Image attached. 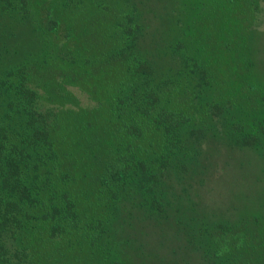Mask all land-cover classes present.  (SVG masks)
<instances>
[{
    "label": "trees",
    "instance_id": "obj_1",
    "mask_svg": "<svg viewBox=\"0 0 264 264\" xmlns=\"http://www.w3.org/2000/svg\"><path fill=\"white\" fill-rule=\"evenodd\" d=\"M85 1L42 0L40 4V0H0V264H47L58 258L47 253L56 249L54 243L62 248L67 245L60 250L63 254L57 253L60 258L55 263L63 255L66 258L67 251L80 252L85 246L93 255L99 251L106 259L108 248L103 238L114 234L108 218L116 214L109 212H115L129 191L137 193V204L147 206L149 212H167L168 204L162 203L163 191L158 188L161 177L166 171H191L198 149L193 144L206 132L194 122L187 124L191 118L187 110L166 107L165 101H200L212 114L204 124L212 122L208 125L213 135L225 133L233 146L264 148L262 89L245 79V85L219 92L225 86L217 78L223 68L222 56L211 58L203 44L197 45L203 36L191 27L180 31L168 46L150 50L143 40L145 26L137 20L140 9L127 4L128 10L119 14L108 6L117 14L109 20L112 25L106 28L107 37H88L86 45L94 52L79 54L78 49L72 51L63 44L71 33L60 31L57 12L79 11L78 5ZM219 1L225 10L220 14L226 18L233 8L245 6L237 0ZM182 12L177 10L180 16ZM230 20L241 24L240 13ZM21 26V36L32 33L37 42L49 48L43 46L39 53L28 51L23 57L17 47L23 43L13 42ZM251 33L246 30L245 41ZM228 48L232 64L235 61L230 72L241 76L237 70L241 64L235 56L238 51ZM243 49L250 50L245 44ZM163 61L167 68L161 66ZM50 73L54 74L51 81L78 82L81 77L84 81L93 77L89 95L95 101H111L112 123L109 132L105 130L107 136L91 122H84L90 127L87 131L86 127L78 131L71 122L65 126L58 113L34 103L43 101L38 83ZM228 78L223 77L224 83ZM211 116H216L221 131L214 129ZM122 131H126L122 133L126 142L119 140ZM150 134L157 135L160 144L152 153L141 148L144 140L139 139ZM103 206L111 209L106 211ZM254 216L248 220L253 218L251 232L261 231V244L264 232ZM223 223L217 225L229 236L218 233L213 237L214 242L229 245V250L219 247L216 251L224 255L220 261L264 264L263 251L255 254L257 263L243 254L245 240L238 238L241 224L232 231ZM109 248L115 252L113 245Z\"/></svg>",
    "mask_w": 264,
    "mask_h": 264
},
{
    "label": "rangeland",
    "instance_id": "obj_2",
    "mask_svg": "<svg viewBox=\"0 0 264 264\" xmlns=\"http://www.w3.org/2000/svg\"><path fill=\"white\" fill-rule=\"evenodd\" d=\"M237 1L247 7L230 9L228 18L220 14L225 10L219 4V0H86L85 3L78 5L79 11L70 8L59 10L57 13L61 20L60 31L71 33V38L65 40L63 44L66 43L72 51L78 49L79 54L94 52L91 45H86L90 41L88 40L90 36L95 35L97 38L104 36L106 28L112 25L109 20L116 18L117 13L113 15L111 11L118 10L120 14L128 10L127 4L129 7L135 5L140 9L137 20L145 26L142 31L143 40L150 50H155L157 46H168L176 41V35L180 31L192 27L197 35L203 36L202 40L198 39L197 45L203 44L211 58L216 55L222 56L223 68L217 74V78L218 82L225 86L219 92L225 93L236 85H245L246 80L251 79L256 88L262 89L260 96L262 97L264 0H251L252 5L245 0ZM178 9L184 11L181 16L177 14ZM100 12L105 14H98ZM236 13L241 15V24H233L230 20ZM165 14L168 17H165ZM245 27L246 30H252L246 41L243 37ZM19 32V36H16L13 42L15 45L18 41L23 43L17 46L23 57L28 51L39 53L44 50L43 46L49 48V45L37 42L32 33L21 36L23 26ZM227 44L238 51L235 56L241 64L237 65L241 76L234 70L231 71L232 74L230 72L235 61L232 64ZM244 44L250 50L244 51ZM162 64V67L167 68L166 61ZM242 74L245 78H242ZM227 75L230 78L224 83L223 77L226 78ZM53 76L54 74L50 73L46 80L39 81L38 90L43 101L34 103L58 113L65 126L71 122V126L78 131L83 130V127H86L87 131L90 127L84 122H91L99 125L98 130L103 132L101 133L103 136H107L105 130L109 132L112 123L109 109L111 101H95L89 95L88 92H92L90 89H93L91 88L93 77L87 81L81 77L78 79L81 81L76 80L75 83L55 77V80L51 81ZM255 102L258 104V101ZM164 105L187 110V115L191 117L187 124L194 122V126L202 127L206 132L205 137L193 144L194 149H198L195 161L191 164L193 166L191 171L185 174L166 171L161 177L158 188L163 191L162 203L168 204L167 212L162 211L159 214L149 212L147 206L141 207L137 204L139 197L137 193L129 191L121 197L115 212H109L116 214L108 218H111L108 226L114 234L110 233L111 236L108 238L105 234L103 238L108 248L106 259L103 260L104 254L99 251L93 255L91 253L93 250L85 246L80 252L78 249L67 251L66 258L63 255L55 263V259L60 258L57 253L63 254L60 250H65L67 245L62 248L58 247V243H54L56 249L48 250L47 253L58 258H51L47 264H106L110 261L127 264H227L220 261L224 255L216 251L219 247H226L229 250V245L224 243V247L220 240L218 243L213 240L218 233L224 234L225 237L229 236L217 225L224 224L223 222H227L232 231L236 229V224H241L242 230L238 238L245 240L243 254L253 263H257L255 254L264 252V242L261 244L259 242L262 239L260 230L251 232L250 223L253 218L248 220V217L255 215L254 217L259 219V229L262 228L264 232V148L233 146L225 133L213 135L214 131L209 130L208 125L212 122L204 124L209 114H212L200 104V101H165ZM212 121L216 123V116L212 117ZM117 124L118 121L115 122V125ZM218 126L220 125L216 123L214 129L221 131ZM123 132L125 135L126 131L118 133L119 140L126 142V137L122 136ZM146 136L139 138L144 140L141 141V148H148L151 153L155 152L160 147L156 140L158 136L155 134ZM136 144V150L139 151L138 141ZM104 151L106 152L105 149ZM79 185L86 187L83 183ZM87 188L89 189L88 186ZM103 208L106 211L111 209L106 206ZM111 245L114 246L115 252L109 248ZM79 246L80 244L76 243L75 247Z\"/></svg>",
    "mask_w": 264,
    "mask_h": 264
}]
</instances>
